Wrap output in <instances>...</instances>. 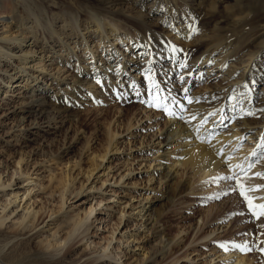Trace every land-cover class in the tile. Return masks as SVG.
Segmentation results:
<instances>
[{
	"label": "rangeland",
	"instance_id": "374dc122",
	"mask_svg": "<svg viewBox=\"0 0 264 264\" xmlns=\"http://www.w3.org/2000/svg\"><path fill=\"white\" fill-rule=\"evenodd\" d=\"M42 1L44 4H48L51 0ZM121 1L122 7L125 9L124 11L132 7L133 0ZM152 1L148 0L147 5L149 6ZM213 1L205 0L206 5L201 9L195 10V16L199 25L193 24L191 27H188L186 26L188 23L186 21L187 23L185 22L179 26L180 29L183 28V30H180L181 35L178 36V43L181 44L182 48H185V46L192 47V45L199 42V39L196 38V35H198L196 32L201 34L204 29L209 32L217 27L227 28L226 26L229 24V21L225 19V14L228 12V8L234 4L235 0H222L218 2L220 8L212 11ZM31 2L32 0H27V3H24V5L20 2L18 3L20 7L18 6L17 9L20 11V14L17 13V9L12 8L10 5L0 11V18L12 16L13 22H16L18 25L25 23L26 27H24L23 32L27 39L23 42L22 48H17L14 43L10 42L7 43V47L14 49L13 52H16L17 55L22 54L19 51L20 49L27 51L30 47H33L36 50L30 53L26 60H21L18 56H12L9 51L4 49L13 58L9 62L5 57H1L0 59V74L2 76H0V179L4 181L13 177L11 185L4 188L0 187V212L3 208L2 205L8 202L11 191L22 189L20 191L21 196L23 190L28 188L30 194L26 195L28 193L27 189L26 194H22V198L32 204L31 209L39 212L37 214L39 216V220L37 219L39 225L36 229L29 230L31 225L30 218L23 220L25 210L22 206L17 207L15 204H10L5 210L7 219L0 228V235H2L1 238L3 239L8 238L7 236L9 238L14 237L13 242L6 247L5 252L11 251V246L15 241V250H19L20 247L25 245V241H27V247L36 249L38 256L50 259L51 257L63 254L61 252L54 256L39 245L37 246V241L41 237H46L49 233L46 224L52 222L51 218L48 217L50 208L59 205V193L52 194L53 186L56 183H53L54 181L49 183L50 171L53 169V172L59 174L60 169L66 164V161L70 157L76 156L81 160L80 166L74 169V174H78L79 172L80 174L71 190L77 187L84 179L82 172L92 164V152L99 149L100 140L98 138L104 132V128H106V124L104 123L105 113L109 112L111 119L114 120L124 114L126 105H120L119 100L115 98H111L106 102L98 101L97 99H89L87 102L82 100L83 103L71 108L69 114L73 115L74 118L65 114L63 117L57 118L56 121H52L49 127L46 123L43 124L35 120V113L42 106L36 104L29 107L33 112L27 111V103L29 104L33 98L39 97L37 92L30 90L32 86L34 84L44 85L47 83L50 89L47 95L52 96L57 93V97L61 98L68 90L64 81L75 80L73 77L75 70L79 66L89 67L90 65L85 62L91 59L88 57V54L82 51L81 45L76 46L73 49L75 52H72L67 47V50L65 47L62 48L59 43H54L52 47L48 45L50 43L42 39H37L35 43V40L33 41L31 38V30L28 29L32 25V16L26 11L27 5ZM195 3L196 1L192 0L189 3L187 2L188 8L194 7L193 4ZM173 5L172 3V5L167 6L168 10L169 8L171 9L170 11L174 10V8L178 11L182 10L181 6L175 4V7H173ZM167 8L164 9L162 7L160 8L162 10L158 11V13H152L151 20L154 21L155 17H159L160 19L165 18L166 31L171 30V33L174 35V31H176L174 29L177 26L176 22L179 21V18L172 20L171 15L169 16L170 11ZM144 11L147 12L149 10L145 7ZM167 11L169 13L166 15ZM28 17L30 18L28 19ZM62 26L63 23L59 19H56V21L53 20L51 28L60 29ZM190 29L191 35L189 36ZM66 30L68 33L71 31L69 29ZM4 31H6L4 35L8 36L11 29H7L6 27L2 29L0 24V34ZM40 32L42 34L45 30H40ZM13 35L17 36V33ZM259 38L254 39L252 45L246 49V53L247 51L258 50L260 45ZM92 40L94 41V39H89L91 45L99 43ZM75 41L76 39L73 38L67 42L68 45L73 47L75 46ZM115 43L116 48L114 49L117 50L120 47V52L122 51V55L115 59H129L133 53L128 48L129 45L126 44V39L115 41ZM255 43L259 44L254 45ZM111 48L112 46L103 48V44H101L97 54L105 56L106 53L111 51ZM136 54L134 56L135 59H137ZM68 55L71 62L66 61ZM144 55L138 54V57L140 56L139 58L141 59ZM244 59H247V56ZM238 60H240V56H238ZM252 62L249 63L250 66ZM18 64H20L18 68L23 67L27 71L19 72L17 77L13 78L10 83L5 84L3 76H7L8 74L14 76V72L19 69L14 71L12 68L17 67ZM191 65V63H188L186 68H191ZM246 65H248L247 62L242 64V67ZM261 66H264V57L260 59L256 69L261 68ZM60 67L63 70H60ZM6 70H8V73ZM191 71L196 72L194 66L191 68ZM136 72V70H132L130 74L133 75ZM19 74L24 76L19 78ZM177 74L174 76V81L178 77ZM142 75L143 72H139L138 78L140 79ZM36 76H38L37 80L32 81V78ZM58 76L60 77L58 78ZM195 76L197 77V75ZM183 77L189 78L191 83V77L188 75H183ZM215 80L212 72H207L200 76L199 82L194 80L190 86H192V90H204L207 92L209 90L207 85L212 83L211 86H213ZM178 82L183 84L182 81ZM58 86L60 87L58 88ZM263 87L264 81L254 86L255 92L258 93V99L261 98L259 96L264 94ZM29 93H34L35 95H30ZM51 96H48L49 98L46 100L50 99L54 101ZM114 96H117L116 93H114ZM241 98H238V101ZM149 103L153 106L150 107ZM157 104L160 107H156L155 105ZM162 108V105L156 102L153 94H151L145 100H135V104L128 114V117L132 119V123L135 125L128 131L126 130V121L124 124L118 125V122L114 124L112 120L111 128L118 126L121 132L115 135V138L121 144V150L109 162L111 168L109 176L100 175L99 172L97 174L100 175L99 178L94 179V183L91 184L95 186L93 189L90 190L88 187L91 186L90 183L85 182V189L78 197L70 194V199L67 205H65V207L68 206L67 210L84 212L90 206L95 208L90 217V221L92 222L90 229L85 231V235L89 237V242H92L93 248L87 250V257H90L89 259L91 260L94 257L102 255L103 251H105L107 255L103 259L98 260L99 262H94L95 264H172L173 262H176V264H264V253L258 250L260 247H264V218L257 219L251 216L246 202L239 195L240 188L236 187L235 181L218 179L225 175H235L243 186L245 194L252 199L253 203L264 204V187H257V185H264V178H258L253 175L254 172H264L262 159L257 162L259 167L256 169L254 166L249 169L246 164L241 168H235L237 159L241 158L239 156L249 154L257 145L251 150L250 146L253 140H249L247 135L239 140L233 139V142L230 144L228 142L224 143L222 150H226L228 146L233 147L231 151L226 153L227 159L233 160L231 166L225 167L227 171L225 170V173L220 172L213 175H205L196 181L194 191L186 189L181 195L175 194V191H177L184 181L189 178L193 179V182L194 178H192L189 168L183 169L182 167H178V174L169 182L168 189L164 183L159 184L161 177L156 172L161 170L159 166L161 152L158 151L159 147H157V144L165 129V116L162 113ZM257 113L264 115V106L258 107ZM23 116L25 117V121L23 125L19 126ZM136 117L140 119L139 122L136 121ZM46 118L49 119L50 116L46 115ZM79 119L81 123L78 129L74 123ZM34 122L39 123V125L35 126ZM85 123L90 126V129L86 133H83L82 125H86ZM224 124L228 125V123ZM220 128L225 131L230 126H227L226 129L223 126H220ZM246 131L244 132L246 133ZM131 132H134V134L131 135ZM66 133L68 135L65 138L64 135ZM76 138L78 140H75ZM87 143L89 146H86ZM68 145L71 147L65 154L63 148ZM179 148V146H173L172 149L178 150ZM258 150L259 148L254 150V152ZM21 155H25V159L18 165ZM172 156L175 158L177 153H174ZM15 167L22 170V172L27 171V174L18 172L12 176ZM242 169L245 171H241ZM154 171L156 173L154 179L148 181ZM120 174H125L123 179H120ZM233 188L236 190L233 191ZM67 194L69 195V191ZM143 198L147 200H143ZM100 200H102L101 203L99 202ZM150 203L155 207L156 213L154 212V216L158 221L157 226L164 228L166 234L171 236V238L182 240L179 246H172L174 249L169 250L164 256L158 255L156 263L154 261L150 262L148 258L151 256L154 247L157 248L160 245V240L155 238V233L148 229L144 218L141 220L139 216V210L142 206L145 205L148 209ZM122 214L125 215L121 221ZM38 230L43 233L37 238L35 237V232ZM124 231L126 235H135V237H138V240L130 241L134 237L132 236L128 242L122 241L120 236ZM14 234H19V236L15 237ZM227 241H235L241 244L248 241L251 251L242 252L234 247L221 249L219 247L220 243ZM104 247H106V250H104ZM75 248L77 249V253H82L81 244L75 245ZM176 250L178 251L175 253L174 251ZM119 256H121V259ZM75 257H78L77 254H72L69 258ZM89 259L85 263H88Z\"/></svg>",
	"mask_w": 264,
	"mask_h": 264
},
{
	"label": "bare ground",
	"instance_id": "6f19581e",
	"mask_svg": "<svg viewBox=\"0 0 264 264\" xmlns=\"http://www.w3.org/2000/svg\"><path fill=\"white\" fill-rule=\"evenodd\" d=\"M190 1L153 0L148 6V0H133L132 7L127 11H124L125 9L122 7L121 0H51L48 4H44L42 0H32L30 4H26V11L32 16V25L28 29L31 30V38L33 41L35 40V43L37 39L50 43L48 44L50 47L54 43H59L62 48L65 47L66 50L69 48L72 52L76 46L81 45L82 51L88 54V57L91 59L85 62L90 65L89 67L79 66L75 70L73 76L75 80L64 81L62 79L64 84L67 85L68 90L61 98L57 97V93L52 96L47 95L50 90L47 83L44 85L34 84L32 86L30 90L37 92L39 97L33 98L29 104L27 103V111L33 112L29 107L36 104L42 106L35 113V120L43 124L46 123L49 127L51 122L56 121L57 118H61L65 114L70 115L71 108L83 103L82 100L87 102L89 99H97L98 101L106 102L111 98H115L119 100L120 105L125 104L126 107L124 108V114L114 120L111 119L109 112L105 113V118H103L106 128H104V132L101 135L99 134V149L92 152V164L82 172L84 179L77 187L71 190L80 174V172L74 174V169L80 166L81 160L76 156L70 157L66 161V164L60 169L59 174L53 172V169L50 171L49 183L53 181V183H56L53 186L52 194L59 193V205L50 208L48 217L51 218L52 222L46 224L49 233L46 237H41L38 240L39 242L37 241V246L39 245L54 256L61 252L63 254L51 257L50 259L41 258L38 256L36 249L27 247V241H25V245L20 247L19 250L14 249L16 245L15 241L11 246V251L5 252L6 247L13 242L14 237L9 238L7 236L8 238L3 239L1 238L2 235H0V264H92L107 255L103 251L102 255L94 257L91 260L89 259L90 257H87V250L93 248L92 242H89V237L85 235V231L90 229L92 224L90 217L95 208L90 206L88 210H84L82 213L67 210L68 206L65 207V205H67L70 199V194L78 197L83 192L85 182H89L91 185L94 183V179L99 178L101 174L109 176L111 170L109 162L121 150V144L115 138V135L121 132L118 126L111 128L112 120L114 124L118 122V125H122L126 121L127 131L133 127L135 124L132 123V119L128 117V114L132 110L135 100H145L146 97L153 94L156 102H159L162 107L166 105L177 113L176 118L164 115L165 129L157 144V147H159L158 151L161 152L159 161L161 170L156 172L161 177L159 184L164 183L167 188L169 182L178 174V167H182L183 169L189 168L191 170V176L194 178V181L192 182L193 179L188 178V180L178 187L175 194L181 195L186 189L194 191L197 180L205 175L224 172L226 166H231L233 160L227 159L226 153L231 151L233 147L228 146L226 150H222V146L227 142L229 144L232 143L233 139L239 140L247 135L249 140H253L250 149L252 150L257 145L249 154L239 156L241 158L237 159L235 168H241L244 164L249 165L254 159L252 153L257 148L259 150L255 152L260 156V160L262 159V163H264L263 147L259 146L261 144V137H264V115L257 113L258 107L264 106V94L259 96L261 98L258 99V93L255 92L254 88L257 83L264 81V66L256 69L260 59L264 57V0H235L234 4L228 8V12L225 14V19L229 21V24L226 26L227 28L217 27L209 32L204 29L201 34L196 32L198 34L196 38L199 39V42L194 45L191 44L193 48L186 46L182 48L181 44L178 43V36L181 35L180 30H183V28L180 29L179 26L186 21L188 22H186V26L188 27H191L193 24L199 25L195 16V10L201 9L206 5L205 0H192L196 1L193 4L195 8H188L187 2L189 3ZM221 1H213L212 11L220 8L218 2ZM19 2L24 5V3H27V0H0V11L9 5L17 9L20 5H18ZM172 3L174 4L173 7L177 4L182 7V10L178 11L175 8L172 11H170V8L168 10L167 6L172 5ZM145 7L149 11L145 12ZM162 7L170 11V13L167 11L166 15L169 13L172 20L179 18V21L176 22L177 26L174 29L176 30L174 31V35L171 33V30L166 31L165 18L160 19L159 17H155L154 21L151 20V14H154V12L158 13V11L162 10L160 9ZM17 13L20 14L18 9ZM56 19H59L63 23L60 29L51 28L53 20L56 21ZM0 24L2 29H5V27L11 29L8 36L4 35L6 31L0 34V59L1 57H5L9 62L14 55L15 57L18 56L21 60H26L30 53L36 51L35 48L29 45V50L24 51L20 49L19 51L22 54L17 55L16 52H13L14 49L7 47V43L10 42L14 43L17 48H22L23 42L27 39L23 32L25 23L18 25L16 22H13L12 16H8L0 18ZM66 29L71 30L70 33ZM40 30H45V32L41 34ZM14 33H17V36H14ZM258 37H260L258 50L247 51L246 53V49ZM73 38L76 39L74 42L75 46L71 47L67 41ZM81 38L82 40L80 41ZM89 39H94V41L92 40L93 42L98 41L99 43L91 45ZM123 39H126V44L129 45L128 48L133 54L129 59L119 58L116 60L115 58L122 55V51L120 52V47L117 50L114 49L116 48L115 41ZM165 41L168 43L166 44ZM173 43L178 44L183 49V52H173ZM259 43H255L254 45ZM101 44H103V48L112 46L111 51L106 53L105 56L97 54ZM4 49L9 51L12 56H9V53L7 54ZM44 50L41 51L45 52ZM135 53H137V59L134 58ZM257 53L259 54L255 57ZM138 54L145 55L140 59ZM238 56H240V60H238ZM246 56L247 59H244ZM66 61L71 62L69 55ZM245 62L248 65L242 67V64ZM250 62H252L251 66L249 65ZM188 63H191L192 67L194 66L196 72L191 71L192 67L180 68L181 64L187 67ZM18 66L20 64L12 68L14 71L19 69L14 72V76L11 74L3 76L5 84L10 83L13 78L17 77L19 72L27 71L26 68H18ZM59 69L63 70L61 67ZM132 70H136L137 72L132 75L130 74ZM6 72L8 73V70ZM139 72H143L140 79L138 78ZM207 72H212L213 78L215 77L216 79L213 82V86H211L212 83L207 85L209 89L207 92L204 90H192V86L190 85L193 84V81L199 82L200 76ZM176 73H178L177 76L191 73V75H188L191 77V83L189 78H184L183 84H180L177 79L174 81ZM23 76L19 74V78ZM145 76H149L150 78L145 79ZM37 78L38 76L32 78V81L37 80ZM97 81H102L103 83L97 85ZM182 85L188 88V96L192 100L191 104L183 100L184 94L180 91ZM114 93L117 96H114ZM157 93H159L158 96ZM30 95L35 94L31 93ZM48 96L53 97L54 101L50 99L46 100L49 98ZM240 97L242 98L238 101ZM173 98L182 101L183 111L173 107ZM211 113H216V115H210ZM46 115H49L50 118H46ZM221 115L235 118L231 121H224V123H228L227 126H230L228 130L224 131L219 126ZM70 116L74 118L73 115ZM21 120L22 122L19 123V126L23 125L25 117L23 116ZM201 120H205L206 123H201ZM136 121L139 122L140 119L136 117ZM34 123L35 126L39 125V123ZM80 123V119L74 123L78 129L80 128L78 127ZM82 129V132L86 133L90 129V126L88 124L82 125ZM245 130H247L246 133L244 132ZM132 134L134 132H131ZM67 135L66 133L64 137L66 138ZM75 140L78 139L76 138ZM86 146H89L88 143ZM173 146H179L180 148L174 150L172 149ZM70 147V145L64 146L63 151L65 154L69 151ZM174 153H177L175 158L172 156ZM24 159L25 155H21L18 165ZM52 160L54 159L52 158ZM221 160L223 161L222 163ZM252 166L255 169L259 167L257 163H253ZM18 172L27 174V171L22 172V170L15 167L12 176ZM99 172L100 175H97ZM156 173L154 171L148 181L154 179ZM124 176L125 174H120V179H123ZM11 181H13V177L12 179L9 178L1 181L0 187L4 188L11 185ZM88 187L91 190L95 186L91 185ZM27 189L23 190L21 196L20 191L22 189L13 190L9 193L10 198L8 202L2 205L3 208L0 212V228L7 219L5 210L10 204H15L17 207L22 206L25 210L23 220L30 218L31 225L29 230L37 228L39 225V216L37 214L39 212L31 209L32 204L22 198V194H26ZM68 191L69 195L67 194ZM27 192L26 195H29V189ZM99 202L101 203L102 200ZM154 212L155 207L150 203L148 209L145 205L142 206L139 210V216L141 220L144 218L145 225L155 233V238L160 240V245L157 248L154 247L151 256L148 258L150 262L154 261L156 263L158 255L164 256L169 250L174 249L172 246H179L182 240L171 238V236L166 234L164 228L157 226L158 221L154 216ZM124 215L122 214L121 221ZM42 233L40 230L36 231L35 237H40ZM14 236L17 237L19 234H14ZM132 236L134 237L130 241L138 240V237H135L133 234L126 235L125 231L121 233L120 238L122 241L128 242ZM77 244L82 245V253H77V249L75 248ZM104 250H106V247H104ZM177 251L174 252L176 253ZM72 254H77L78 257L69 258ZM119 257L121 259V256ZM88 259L90 261L85 263ZM172 264H176V262Z\"/></svg>",
	"mask_w": 264,
	"mask_h": 264
},
{
	"label": "snow or ice",
	"instance_id": "6c2138e0",
	"mask_svg": "<svg viewBox=\"0 0 264 264\" xmlns=\"http://www.w3.org/2000/svg\"><path fill=\"white\" fill-rule=\"evenodd\" d=\"M188 35L189 36L191 35V29L189 30ZM165 43L167 44L168 42L165 41ZM172 51L173 52H181L182 53L183 52V49H181L178 44L173 43L172 44ZM180 68L181 69L186 68V65L181 64L180 65ZM188 75H191V73H188ZM144 78L145 79H149L150 77L149 76H145ZM177 80L178 81H183L184 80V77L183 76H178L177 77ZM96 83H97V85H101L103 82L102 81H97ZM180 91H182L183 94H184L183 100L184 101H187L188 104H191L192 103V100L189 99V96H188V88L187 87H184L182 85ZM158 95H159V93H157V96ZM172 103H173V107L174 108H179L181 111H183V103H182V101L173 98ZM149 106L152 107L153 105L151 103H149ZM155 106L156 107H160L158 104L155 105ZM162 113L164 115H167V116L173 117V118H176V116H177L176 111H174L172 109H169L166 105L162 108ZM210 115H216V113H211ZM249 115H251V113H249ZM193 119H195V117H193ZM233 119H235V118L234 117H229L227 115H221L220 118H219V126H223L226 129L227 128V125L224 124V121H231ZM201 123H206V121L205 120H201ZM259 146L260 147H264V137H261V144ZM220 155L223 156L222 153H220ZM252 157L254 159H253V161L251 163H249V165H248V168L249 169L252 168L253 163H257L260 160V156L256 152H253L252 153ZM222 162L223 161L221 160V163ZM241 171H245V170L242 169ZM253 175L256 176V177H258V178H264V172H254ZM218 179L224 180V181H229V180L235 181L236 187L237 188H240L239 195L246 202V206H247L248 212L251 214V216L252 217H255L257 219L264 218V204H255V203H253L252 199L249 198L245 194V191L243 189V186L240 184L239 180L236 178L235 175H233V176H227V175H225V176L219 177ZM257 187L258 188H261V187H264V185H257ZM235 190L236 189L233 188V191H235ZM219 247L221 249H227L229 247H234L236 249H239L242 252H244V251H251V246H250V243L248 241H245L242 244L241 243H237L235 241L222 242V243H220ZM258 250L261 253H264V247H260Z\"/></svg>",
	"mask_w": 264,
	"mask_h": 264
}]
</instances>
